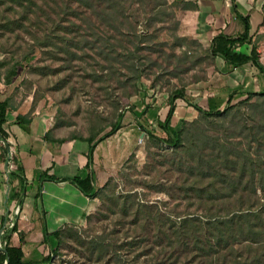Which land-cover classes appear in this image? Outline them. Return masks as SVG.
Here are the masks:
<instances>
[{
  "label": "trees",
  "instance_id": "obj_1",
  "mask_svg": "<svg viewBox=\"0 0 264 264\" xmlns=\"http://www.w3.org/2000/svg\"><path fill=\"white\" fill-rule=\"evenodd\" d=\"M231 2L236 8V0ZM189 4L170 3L169 0H0V6L6 10L15 11V6L21 8V17L13 21L9 20L7 26H12V29H28L25 21H31L30 14L35 13L36 26L50 22L44 36L41 39L37 38L40 45L53 46L51 48L56 49H52L55 50L54 52L47 49L48 53H54L58 58H62L57 54L66 52L71 45L81 49L96 47L97 54L107 62L105 68H110L111 75L126 76L125 80L118 76V82L122 86L129 82L140 81L144 72L149 77L148 70L154 66L158 71L163 69L172 76H180L195 69L199 61L197 57L194 58V55H190L187 51H181L179 55L175 53L177 46L188 42L186 37L173 34L175 42L172 49L174 50L170 52L163 49L166 42L155 41L159 32L165 27L176 30L178 19L174 7L186 9ZM237 15L243 23L244 31L234 36L224 32L217 34L212 39L210 47L206 49L210 62L214 63L216 58L220 57L233 67L251 65L264 74V64L261 61L258 44L253 41V34L250 33L249 16L239 12ZM169 22L175 23L169 25ZM140 25H143V28H139ZM77 34L81 35L78 40ZM155 52L158 55L153 59L152 55ZM70 53L76 55L74 51ZM72 54H69L70 58ZM164 55L168 57L169 64L172 57H176L178 63L173 65L172 69L164 67L161 60ZM18 64L16 62L9 69L7 81L16 74ZM180 64H183V67L180 68ZM124 69L128 70L127 73L123 71ZM158 71L155 72L158 75L155 76L152 84L156 83L158 77H162L157 73ZM134 88L136 92L139 90L137 85H134ZM127 95H131V92H127ZM253 96L264 97V87L259 92H247V100H240L241 104L249 103L252 114L257 111L256 106L260 100H262L260 104L264 105V99L260 97L255 102H249ZM178 98L188 99L185 84L171 90L166 117L163 121H158L167 137L162 138L149 132V139L154 145L160 146V143H163L175 148L171 163L181 171L182 175L177 177L171 186L176 190L178 188L184 198L190 199L192 194H195L201 203L206 204V213L204 215L185 213L183 216L179 215L180 219L175 220L171 215L161 211L148 213L145 203L128 205L129 197L126 196L121 203L123 216L131 215L133 222L136 223L131 235H125L126 238L130 236L131 239L126 241L78 239L86 251L85 256L98 264H123L126 260L121 250L125 245H129L142 249V252L135 256V260L139 255L144 256L141 264H264V239H259V237L264 238V223L260 220L261 212L253 210L256 203L264 200V155L256 153L255 157L249 155L248 151H239L236 146L232 147L229 138L231 134L242 137V142L247 143L252 150L255 144L264 145V119H258L251 113L242 118L237 112L231 113L232 107L220 111L205 110L194 105L205 118L224 113V116H221L224 118L218 119V123L224 127L225 132L209 135L208 127L185 119L172 129L175 101ZM232 99L233 95L230 96L228 103ZM8 107V102L0 101V135L5 143L7 134L4 124ZM145 108L149 110L150 105L146 103ZM123 117L124 113L120 112L118 118L108 125L111 127L109 131H105L107 126H101L87 137L78 134L70 136L89 142V167L94 164L97 144L121 128ZM234 125L239 126L238 131H234L236 130L233 128ZM148 150L150 151V148ZM13 160L15 161L14 156ZM16 173L23 179L22 166L17 165ZM73 181L89 197L101 198L103 201L108 198L113 204L118 202L119 198L115 196L113 190L111 192L109 190L114 184L112 177L103 186H98L96 173L91 169V173L89 172L87 176H76ZM258 188L263 191V195L258 194ZM228 191L230 194L227 193ZM231 193L237 196L235 202L241 207L248 204L243 211L230 212L218 208L220 197ZM89 217L90 214L87 218ZM252 218L259 220L255 221ZM142 219H144L143 225L150 224L151 221L155 223L154 236L157 239L151 241L138 238L141 235L146 236L139 232L137 227ZM73 227L75 226L65 225L50 234L45 230L47 238L44 239V243H48L51 247L42 259L25 261L20 246L6 245L4 251H0V264H50L54 256L59 254L60 245L65 240L64 235L74 234ZM15 228L16 225L10 230ZM49 235L55 239H49ZM163 237L167 239H162ZM173 237L176 239H172ZM145 240L147 242L142 245ZM239 242L245 243L242 247H238L236 244ZM159 246L160 249L155 250Z\"/></svg>",
  "mask_w": 264,
  "mask_h": 264
},
{
  "label": "rangeland",
  "instance_id": "obj_2",
  "mask_svg": "<svg viewBox=\"0 0 264 264\" xmlns=\"http://www.w3.org/2000/svg\"><path fill=\"white\" fill-rule=\"evenodd\" d=\"M169 1L181 5L190 4L186 9L174 7L178 19L176 30L174 31L172 27H165L159 32L155 41L166 42L163 49L170 52L174 50L172 49L175 42L173 34L186 37L188 42L177 46L175 53L179 55L181 51H187L190 55H194V58L197 57L199 61L195 69L188 73H182L180 76H172L163 69L158 71L154 66L148 70L149 77L144 72L140 81L129 82L125 86H122L118 80L119 77L125 80L126 76L111 75L110 68H105L107 62L97 54L96 47L81 49L71 45L66 49V52H59L57 55L62 58H58L54 53L47 52V49L54 52L56 49L51 48L53 46L44 47L39 44L37 39L44 36L50 22L47 21L43 25L37 24L36 26L35 13H31V21H25L28 29H12V26L9 27L7 24L10 23L9 20L13 21L21 17V8L15 6V11H10L0 6V57L1 61L6 63V67L2 71L5 73L12 68L13 64L19 63L15 74V93L18 95L19 101L27 99L29 105L31 102V108L46 115L51 124L58 128L59 134L63 136L78 134L87 137L93 130H97L101 126H107L105 131H109L111 127L108 125L118 118L120 112L124 113L121 128L111 137L109 136L108 141L99 147L97 154V167L103 171L105 183L111 177L114 179V184L110 186L109 190L110 192L113 190L115 196L119 198L118 202L113 204V201L108 198H105L104 201L97 198V204L91 211L90 217L82 225H73L75 226L72 228L75 235H64L63 239L65 240L60 245L59 254L54 256V260L50 264H98L85 256L86 251L78 239H120L121 241L131 239L130 236L126 238L125 235H131L136 223L133 222L131 215L123 216L121 203L126 196L129 197L128 205L137 202L145 203L148 213L161 211L171 215L175 220L180 219V216L185 213L204 215L207 211L206 204L201 203L195 194H192L190 199L184 198L178 188L176 190L174 186H171L175 179L182 175L181 171L171 163L175 148L163 143H160V146L154 145L149 139V132L162 138L167 137L158 121L161 122L166 117L171 90L184 84L186 89L187 86H192L191 84L207 76L208 70H211L210 67L213 64L206 52L209 46L204 45L198 37L190 33L192 28L189 27V24L183 25L184 13L186 10H195V2L193 0ZM174 23L169 22V25ZM139 28H143V25H140ZM80 38L81 35L77 34V40ZM69 51L76 52V55ZM69 54H72V58ZM157 55L158 53L155 52L152 55L153 59L157 58ZM170 59L171 64L168 63L166 55L161 59L163 66L168 69H172L173 65L178 63L176 57ZM181 67L183 64H180ZM253 70L256 75L264 76L257 67L253 66ZM123 71L127 73L128 70L124 69ZM156 71L162 77H158L156 83L152 84L153 79L158 75L155 73ZM110 76L113 78H109ZM260 79L258 78L256 81L258 86L250 92H259L263 89L264 79L261 81ZM134 85L139 87L137 92L134 90ZM129 91L131 95H127ZM258 97L264 99L262 96H253L249 102L257 101ZM244 99L247 100V94L241 98L240 96L234 98L230 103L227 101L216 109L225 111L228 107H232L231 113L237 112L243 118L250 115L252 111L249 103H240V100ZM261 101L256 106L257 111L251 113L258 119H264V105L260 104ZM146 103L150 105L149 110L145 108ZM176 108H179V105L177 104L176 107L175 101ZM147 112L148 115H146ZM179 114L174 113L172 117V129L181 123ZM221 116H224V113L205 118L199 111L195 112L187 121L199 122L200 125L208 127L209 135H211L212 133L225 132L224 127L218 123V119L224 118ZM233 128L236 129L234 131L239 130V126L234 125ZM229 138L232 147L236 146L239 151H248L252 156H255L256 153L264 155L263 144H255L252 150L247 143L242 142V137L231 134ZM257 192L259 195H263L260 188ZM225 195V197L221 196V201L218 202L220 205L218 208L223 211L237 212L239 210L241 212L248 205L244 204L241 207L239 203L235 202L237 196L234 193ZM132 208L135 207L132 206ZM253 210L261 212L262 219L260 220L264 223V200L256 203ZM190 215L188 214V216ZM140 221L137 227L139 232L146 236L141 235L138 238L151 241L157 239L154 236L155 223L151 221L150 224L143 225L144 219ZM162 239L167 238L163 237ZM172 239H176V237ZM259 239L264 238L259 237ZM146 242L147 240L142 242V245ZM54 243L56 244V241ZM244 243L239 242L236 245L242 247ZM41 245L39 244L35 248V259L43 258L50 251L46 245ZM159 249L160 246L155 250ZM121 251L126 260L123 264H141L144 261L142 255H139V258L135 260V256L142 252L141 248L125 245Z\"/></svg>",
  "mask_w": 264,
  "mask_h": 264
},
{
  "label": "crops",
  "instance_id": "obj_3",
  "mask_svg": "<svg viewBox=\"0 0 264 264\" xmlns=\"http://www.w3.org/2000/svg\"><path fill=\"white\" fill-rule=\"evenodd\" d=\"M193 1L196 9L186 10L182 17L183 25L192 28V35L210 47L220 32L234 36L244 31L238 12L249 16L250 33L264 64V0H236V8L231 0ZM3 62L0 57V101L8 102L9 107L4 124L7 141L0 142V251L6 245L20 246L23 260L35 261L40 260L35 259L37 245H46L49 250L51 247L44 243L45 230L50 234L65 225H82L95 208L97 198L87 196L73 178L85 177L92 169L97 185H104L106 180L97 167V154L111 136L97 144L94 164L89 167V142L59 134L46 115L31 108V102L29 105L27 99L19 101L15 93L16 75L7 81L9 70L2 71L6 67ZM210 68L205 78L187 86L188 99H176L179 108L175 113H181V120L199 112L194 105L205 110L219 108L231 95L233 99L241 98L258 86V78L264 79L262 74L253 73V66L233 67L220 57ZM9 149L15 157L14 167L7 162ZM17 165L23 167V179L16 173ZM17 208L19 212L15 213ZM48 238L55 239L50 235Z\"/></svg>",
  "mask_w": 264,
  "mask_h": 264
},
{
  "label": "built area",
  "instance_id": "obj_4",
  "mask_svg": "<svg viewBox=\"0 0 264 264\" xmlns=\"http://www.w3.org/2000/svg\"><path fill=\"white\" fill-rule=\"evenodd\" d=\"M6 141H7V139H6ZM0 142L5 144V140L1 137V135H0ZM7 153H8L7 154V156H8V159H7L8 161L7 162L9 163V165L11 167H14L13 151L11 149H9ZM18 212H19V209L17 208L15 210V213H18Z\"/></svg>",
  "mask_w": 264,
  "mask_h": 264
}]
</instances>
